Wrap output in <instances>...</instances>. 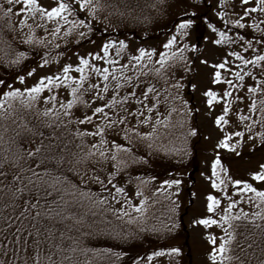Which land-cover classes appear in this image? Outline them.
Segmentation results:
<instances>
[{
    "label": "trees",
    "instance_id": "16d2710c",
    "mask_svg": "<svg viewBox=\"0 0 264 264\" xmlns=\"http://www.w3.org/2000/svg\"><path fill=\"white\" fill-rule=\"evenodd\" d=\"M60 1L62 7L81 20L87 31L78 42L80 46L106 37L158 41L177 32L181 34L180 24L191 22H194V42L190 48L183 37L178 44L161 49L160 58L150 59L132 73L133 81L119 77L112 88L115 95L128 86L134 90L139 84L166 92L167 99L161 100L164 113L167 111L163 131L147 128L143 131L145 124L141 125L142 129L133 126L134 129L123 131L122 142L114 141L107 145L110 148H103L106 144H102L93 149L85 141L90 134L69 120L59 123L55 118L59 111L55 108L47 107L40 113V118H47L45 123L38 118L34 122L24 119L21 106L10 108L16 114L14 118L22 121L13 123L8 119L11 130L7 135L10 134L11 141L7 142L8 136L0 139V264H149V257L154 255L176 260L180 255L183 257L180 264H192L182 224L184 213L174 198L182 184L186 185L188 195L192 191L190 179L198 168L201 140L191 90L187 88L183 96L179 93L177 74L183 70L193 74L195 57L208 24H212L210 0H93L92 19L68 1ZM106 2L111 7H105ZM0 15V33L3 32L0 35V104L5 100L9 105L12 97L6 93L19 73L51 61L73 46H35L26 41L15 44L14 55L9 45L11 31L5 25L8 14ZM222 29L244 35L242 29L227 23H223ZM258 37L264 42L263 36ZM258 37L255 42L262 48L252 57H257L260 63L264 60V43H259ZM191 51L193 54L189 55ZM258 70L264 74L262 69ZM120 73L118 70L116 78ZM251 73L255 76L253 83L264 82V75H258L257 70ZM253 88L258 89L257 85ZM68 94L70 97L63 100L59 113L85 112L80 87ZM255 99L258 106L262 102L258 120L264 127V93ZM114 100L120 104V113L123 112L124 98L118 95ZM184 113L189 118L180 121ZM119 183L122 190L117 189ZM155 183L164 187H157ZM253 184L241 183L238 189L250 187L252 194L261 198L257 201L253 196L254 204L262 207L264 196L260 192L259 195ZM40 195L43 196L39 200ZM137 202L142 204L139 210ZM20 204L24 205L21 211ZM148 218L151 221L147 222ZM257 219L262 223L256 228L262 232L254 227L251 236L253 245L260 242L264 253V220ZM240 222L237 221V226ZM154 225L156 230L161 228V236H148ZM182 247L186 251L184 256ZM31 253L42 254V260L25 259ZM107 253L109 259L104 260Z\"/></svg>",
    "mask_w": 264,
    "mask_h": 264
},
{
    "label": "rangeland",
    "instance_id": "374dc122",
    "mask_svg": "<svg viewBox=\"0 0 264 264\" xmlns=\"http://www.w3.org/2000/svg\"><path fill=\"white\" fill-rule=\"evenodd\" d=\"M66 1L92 19L93 0ZM107 2L104 6L111 7ZM210 2L213 6L210 10L212 24H208L195 57L193 74L188 70L177 74L179 93L183 96L187 88L191 90L201 150L198 168L190 179V195L186 193V185L182 184L177 188L174 199L184 213L182 224L192 264H225V261L230 264H263L262 245L260 242L253 245L251 235L253 228L262 223L257 217L264 220V205L254 204L255 193L252 194L250 187L246 190L238 187L241 183H254L256 191L264 196V127L258 120L262 102L258 106L255 99L256 95L264 93V82L253 83L255 76L250 74V71L257 70L258 75H264L258 70L264 71V60L259 63L257 57H252L262 48L255 40L260 35L264 37V0ZM62 4L60 0H0V14H8L5 25L11 31L9 45L14 55L15 46L26 41L35 46H73L51 61L19 73L11 81L6 94L12 97V102L7 105L3 100L0 104V139L8 136L7 131L11 130L8 119L13 123L22 121L14 118L16 114L10 108L21 106L24 119H33L31 122H34L38 118L45 123L47 118H40V113L47 107L61 113L63 100L70 97L68 93L75 87L82 91L86 111L58 112L55 118L61 124L69 120L88 132L90 136L85 141L89 147L94 149L106 144L103 148H110L108 144L123 141L122 134L126 128L142 129V124L146 125L143 131L146 128L148 131H163L167 111L164 113L161 100L167 99L166 92L162 93L157 87L154 91L145 84L137 85L134 90L128 86L118 93L121 99L124 98V111L120 113V104L114 100L118 95L112 88L119 77L133 81L132 73L136 69L154 57L160 58L161 49L178 44L183 37L192 48L194 22L180 24L181 34L177 32L158 41L106 37L80 46L78 42L87 31L81 20ZM223 23L242 29L244 35L230 34L222 29ZM258 42L263 41L258 37ZM118 70L121 73L116 78ZM253 85L258 89L255 90ZM13 99L23 103H15ZM188 118L189 115L184 113L179 120ZM10 141L9 134L7 142ZM96 181L99 182V178ZM155 184L164 187L163 184ZM122 187L125 188L124 185ZM117 189H121L120 183ZM254 198L261 201V198ZM139 205L142 206L141 202L136 204L138 210ZM23 206L19 205V211ZM232 219L236 221L232 222ZM149 221L151 219L148 218ZM237 221H241L238 226ZM156 229L154 225L148 236H161V228ZM257 232L262 231L257 229ZM182 249L184 252L185 248L180 251ZM185 254L186 251L183 256ZM108 255L103 259L108 260ZM41 257L42 254L31 253L25 259L40 262ZM182 258L180 255L178 260L154 255L148 262L180 264Z\"/></svg>",
    "mask_w": 264,
    "mask_h": 264
}]
</instances>
